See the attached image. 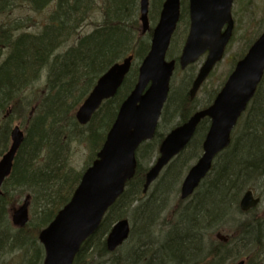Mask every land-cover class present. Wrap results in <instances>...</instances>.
<instances>
[{
	"label": "trees",
	"instance_id": "obj_1",
	"mask_svg": "<svg viewBox=\"0 0 264 264\" xmlns=\"http://www.w3.org/2000/svg\"><path fill=\"white\" fill-rule=\"evenodd\" d=\"M162 1L152 0L154 15ZM186 2L181 0L179 24L188 23ZM21 5L35 13L49 11L42 23L30 16L12 17L9 12ZM138 5L139 0H0V157L10 144L11 127L18 122L24 128L23 142L1 186L0 264L8 255L12 264H41L43 247L37 235L69 201L86 168L75 171L66 152L71 142H85L92 153L88 165L92 162L121 101L136 82L138 64H132L115 96L103 101L83 126L75 119L78 105L112 64L129 54L140 61L148 51L149 37L139 35ZM96 13L99 21L84 32L86 21ZM176 35L177 31L167 52V58L175 60ZM194 74L190 72V77ZM171 96L161 114L164 121ZM175 104L171 109L175 124L197 109L188 92ZM239 120L230 144L215 157L188 204L178 198L173 208L176 217L171 211L170 220L160 212L161 200L151 204L143 200L141 190L163 132L157 130L152 140L142 143L136 150L134 176L97 231L82 243L73 264H228L240 258L243 264H264V211L259 214L255 207L241 212L238 207L244 191H255L264 180V75ZM208 125L207 118L201 120L188 145L166 166L165 184L155 186L148 196L178 193V172L197 159ZM166 187L172 191L166 192ZM26 196L29 220L22 228L14 227L8 213ZM129 209L138 230L131 228L126 242L135 234L139 245L130 242L124 252L120 253L122 246L108 251L104 235ZM238 214L246 217L237 221ZM213 231H220L228 241L211 239Z\"/></svg>",
	"mask_w": 264,
	"mask_h": 264
},
{
	"label": "water",
	"instance_id": "obj_2",
	"mask_svg": "<svg viewBox=\"0 0 264 264\" xmlns=\"http://www.w3.org/2000/svg\"><path fill=\"white\" fill-rule=\"evenodd\" d=\"M233 0H188L189 31L178 58L180 68L195 62L207 52L189 90L190 98L223 55L231 38ZM180 0H164L152 30L150 47L142 59L136 83L121 102L95 160L81 175L70 200L41 229L37 239L43 246L42 264H72L82 242L98 228L105 212L122 193L126 180L135 172L136 148L150 139L166 101L174 60H165L172 34L179 19ZM148 0H139L141 32L148 30ZM132 55L111 65L83 99L75 112L80 124H86L104 99L114 96L130 69ZM264 72V31L252 42L230 72L213 101L194 111L183 123L173 127L160 142L159 155L145 174L143 192L158 177L170 160L193 137L203 118L209 119L201 154L188 168L180 187V198L191 195L208 173L214 157L230 142V133L253 97ZM11 143L0 157V187L10 174L14 157L23 140L19 126L10 131ZM1 192V191H0ZM251 190L243 193L239 208L246 211L257 205ZM28 221V198L12 211L11 222L24 227ZM130 232L127 219L116 221L105 245L113 251ZM219 239L226 238L217 235Z\"/></svg>",
	"mask_w": 264,
	"mask_h": 264
},
{
	"label": "rangeland",
	"instance_id": "obj_3",
	"mask_svg": "<svg viewBox=\"0 0 264 264\" xmlns=\"http://www.w3.org/2000/svg\"><path fill=\"white\" fill-rule=\"evenodd\" d=\"M151 6H152V0H150L149 13H148L150 28L155 25V23L157 22V18H158V15H154V11H152V12L150 11V10H152ZM48 11H49L48 9L47 10L45 9L40 13H35V12H32L31 10H29L26 5H21V6L14 7L13 10L11 12H9V14H11L12 17H21V18L30 16L31 18H33V20L35 22L42 23L45 20V17L47 15ZM233 11L235 12V14H233V19L235 21L236 28H237V29H235L236 31H235L234 41L230 45L229 50L226 51V53L224 54L223 59L214 67L213 71L207 77L206 81L201 85V87L196 92V94L194 96V104L197 105V107L199 106L198 108H200V107L202 108L204 106V104L206 105L208 103V101L210 100L211 95L216 90H218L219 86L223 83V80L227 76L228 71L231 69L233 59L234 58L238 59V57L244 53V51L246 50V47L250 44V42L254 38V36L256 37L259 34V32H261L264 29V0H234L232 12ZM98 21H99V17L97 15V13L91 15L88 18V20L86 21V26L84 27L83 31L84 32L90 31L91 28H93V23L98 22ZM259 29H261V30L258 31ZM27 30L32 31L35 29L34 28H28ZM187 31H188V26H187V23L185 21H182L180 24H178L177 35L174 38L175 43L173 45V47H174L173 52L175 51V53L176 52L178 53V51L181 50V47L184 43ZM150 34H151V31H149V32L146 31L143 34V36H145V37L148 36L149 41H150ZM175 47H176V49H175ZM202 59L203 58H201L198 62H196L195 66H193V67H189V68L185 69L184 71L176 70L174 72V74L171 78V82H170V86H171L170 87V94L172 95L171 96L172 100H171L170 105L168 106V114L166 116L165 121L163 119H161L159 122L158 130L160 132H164V133L167 132L170 129L171 125H173L177 121L176 116L171 114L174 112L171 109L175 108L176 102L177 103L180 102V97L182 96V94H185L188 91V89L190 87V83L192 81L191 80L192 78L190 77V72L196 71V69L201 64ZM132 63L138 64L139 61H137L135 58H133ZM240 122H241V120L238 121V123H240ZM15 124L19 125L22 130L24 129L20 123L16 122ZM178 124L179 123L173 125L172 127H174ZM66 154H67L66 156L70 158V164H71L72 168L77 172H81L88 165V162H89L91 155H92L91 150L89 149L88 145L82 141L71 142L70 147L67 150ZM156 154H157V152H156ZM156 154H155V156H156ZM200 154H201V152L199 153V155ZM141 159H142V161H145V163L147 162L146 157H143ZM153 159H154V157H153ZM153 159L151 158L149 160L147 167L150 166ZM194 161L195 160H192L191 162H189V166L191 164H193ZM165 168L161 171L158 178L150 186V189H149L150 192L152 191L153 188H155V186L162 187L165 184L166 180L168 179V178H164V176H162V174H164ZM187 169L183 168L180 172H178L180 174V177L178 180V187H180L181 181H182L184 175L186 174ZM167 173L169 175V171ZM254 192L257 196H259L261 198V204L258 206L259 209L256 210V212L261 214L264 211L263 210V208H264V180L259 181L257 183V188ZM147 196H148L147 192L143 193V197L145 198L143 200L149 199L151 204H155V205L159 204V200H155L153 195H150L148 197ZM178 198H179V191L174 196H171L167 201L164 200L163 202L160 203V205H159L160 206V212L163 211L162 215H163V213L166 214V220H170L169 216H170L171 211H172L173 217H176V213L173 212V210L177 207ZM21 201H23L22 198L19 200V202L16 204V206L21 204L22 203ZM188 202H189L188 200H185L183 202V205L188 204ZM163 209H165V210H163ZM130 210L131 209L127 210V214H126L127 216L125 218L128 219L131 228L134 229V231L136 232L138 229H136V227H135L136 222H133V220L130 217V215H131ZM11 214H12V211L10 210V212L8 213V220L10 223H11ZM245 217H246L245 214H243V215L238 214V215H236V217L234 216V218L237 221H241ZM132 222H133V224H132ZM109 231H110V229H109ZM134 235L135 234H133V236L131 237V239L128 242H126L122 245V250H120V253L124 252L126 250V248H129L130 242L134 240ZM217 235H220L221 237H226L222 233H220V231H217V232L213 231L210 233V238L214 239V240L218 239L216 237ZM105 236H106V234L104 235V239H105ZM11 257H12L11 255H8L7 257H5V259H4L5 264H12L13 261L11 260ZM14 257H16V256L14 255L13 258ZM240 261H242L241 258L237 259L234 263L228 262V264H237Z\"/></svg>",
	"mask_w": 264,
	"mask_h": 264
},
{
	"label": "bare ground",
	"instance_id": "obj_4",
	"mask_svg": "<svg viewBox=\"0 0 264 264\" xmlns=\"http://www.w3.org/2000/svg\"><path fill=\"white\" fill-rule=\"evenodd\" d=\"M166 188H167L166 192H171V191H172V188H171V187H169V188L166 187ZM164 196H165V198H163ZM169 198H170V197H167L166 195L154 196V199H155V200H161V202H163L164 200L167 201ZM181 214H182V213H181ZM139 242H140V239H139V238H136V240L131 241V245H132L133 243H135L134 246H135V245H139Z\"/></svg>",
	"mask_w": 264,
	"mask_h": 264
}]
</instances>
